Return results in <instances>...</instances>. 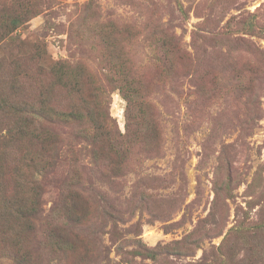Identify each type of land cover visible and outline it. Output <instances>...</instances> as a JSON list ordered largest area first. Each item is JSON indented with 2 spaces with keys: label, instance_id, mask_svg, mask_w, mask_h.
Segmentation results:
<instances>
[{
  "label": "rangeland",
  "instance_id": "rangeland-1",
  "mask_svg": "<svg viewBox=\"0 0 264 264\" xmlns=\"http://www.w3.org/2000/svg\"><path fill=\"white\" fill-rule=\"evenodd\" d=\"M58 61L71 75L53 99L100 93L123 133L122 79L138 85L130 124L143 138L112 176L62 124V157L39 175L43 218L35 231L0 220V264H264V0H0L1 95L14 80L37 98L40 67ZM27 149L10 145L7 162L32 177ZM59 224L83 243L49 237Z\"/></svg>",
  "mask_w": 264,
  "mask_h": 264
},
{
  "label": "trees",
  "instance_id": "trees-1",
  "mask_svg": "<svg viewBox=\"0 0 264 264\" xmlns=\"http://www.w3.org/2000/svg\"><path fill=\"white\" fill-rule=\"evenodd\" d=\"M3 18L1 21H4ZM20 20L13 18L5 25L10 32L15 29ZM41 49V48H40ZM180 57V51H178ZM187 52H182L185 57ZM42 54H40L41 58ZM41 74L47 75L48 79L41 80V92L37 98L32 96L30 87L27 88L26 95L21 97L14 80H1V87L5 89L3 95L0 93V114L3 115L6 125L0 122V220L7 222L12 218L19 219L21 226H26L30 231L36 230L38 221H41L44 214L42 202V183L39 179L41 173L44 174L55 167L62 157L63 136L60 126L62 124L78 128V136L85 145V150L90 156V162L99 166L100 173L119 176L125 165L128 163L132 145L143 138V132L132 128L130 120L133 115L134 106L140 105L138 96L140 88L134 86L128 79H122L120 87L125 95L128 106L126 109L127 130L123 133L116 121L109 112L101 109V102L97 100L100 93H95L90 100L82 98L83 91L73 93L81 98L69 104L53 99L52 92L55 85L61 84L64 79L71 75L70 66L62 61H58L50 69L41 66ZM73 77V75L71 76ZM29 77L24 79L27 87ZM31 87L33 81H30ZM124 84V85H123ZM97 92L102 93V87L97 88ZM25 98V99H24ZM2 112V113H1ZM72 128V127H71ZM147 138V137H146ZM25 141L28 149L25 152L23 164L33 168L34 174H27L23 171V165H13L15 168L9 169L7 162L10 145L16 142ZM13 177L12 189L7 184V177ZM74 195L65 198L62 205L67 210V217L78 222L79 217L73 214L82 215V207ZM84 208V207H83ZM73 213V214H72ZM54 236L65 245L74 246L83 243L81 234L71 229L69 226L59 224L49 237Z\"/></svg>",
  "mask_w": 264,
  "mask_h": 264
}]
</instances>
